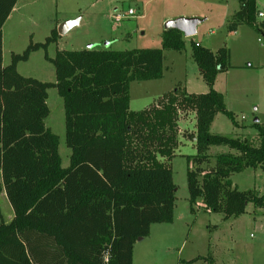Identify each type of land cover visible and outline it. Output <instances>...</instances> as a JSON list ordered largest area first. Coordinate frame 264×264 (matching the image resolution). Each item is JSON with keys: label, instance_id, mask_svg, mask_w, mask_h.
Listing matches in <instances>:
<instances>
[{"label": "trees", "instance_id": "trees-1", "mask_svg": "<svg viewBox=\"0 0 264 264\" xmlns=\"http://www.w3.org/2000/svg\"><path fill=\"white\" fill-rule=\"evenodd\" d=\"M17 1L0 0V192L13 211L9 223L0 222V264H132L134 244L149 235L151 225L173 221L175 185L156 155L173 156L178 147L179 109L195 112L196 155L186 157L190 206L201 199L205 211L224 219L245 214L248 204L264 208V194L239 191L230 181L234 173L264 165V129L258 121L252 125L258 145L210 133L217 114L238 127L222 94L213 89L216 77L231 69L225 47L213 52L191 42L207 93L175 90L161 106L130 112L129 84L162 78V50L185 48L180 32L164 30L161 49L45 56L55 74L53 83H45L21 76L16 67L32 52L55 44L56 29L2 65L1 29ZM237 2L227 30L247 25L263 34L256 0ZM50 88L62 99L67 168L61 167L57 136L44 124ZM211 146L233 153L211 158Z\"/></svg>", "mask_w": 264, "mask_h": 264}, {"label": "rangeland", "instance_id": "rangeland-1", "mask_svg": "<svg viewBox=\"0 0 264 264\" xmlns=\"http://www.w3.org/2000/svg\"><path fill=\"white\" fill-rule=\"evenodd\" d=\"M256 4L264 12V0H256ZM237 7V0H18L1 29L2 65L8 66L11 55L21 54L30 43H43L56 29L55 44L49 45L46 51L32 52L26 62L16 67L23 77L53 83L54 68L45 56L53 59L56 52L84 49H161L162 30L167 22L197 18L202 23L194 36L183 38L184 50H162L161 79L129 84V111L161 106L175 90L207 93L208 87L191 56V42L213 52L225 47L233 68L216 77L213 89L222 94L226 109L232 113L238 127L224 115L217 114L210 133L258 145V133L252 125L258 119L264 129V33L247 25L229 32L228 15ZM129 10L133 11L132 16L128 15ZM116 15L123 18L116 21ZM261 20L257 17V22ZM69 21L76 23L59 34V26ZM46 104L49 115L44 124L57 136L61 167L67 168L70 150L65 144L62 99L55 88L47 90ZM194 115L190 108L179 109L178 147L173 156L156 155L157 163L170 169L175 185L173 221L156 224L146 238L135 242L133 264H186L196 258L200 260L193 264H246V254H259L264 246V208L248 204L245 214L224 219L221 213L205 211L201 199L190 206L186 157L196 155L192 139L196 132ZM227 153L233 151L224 146H211L207 150L211 158ZM213 162L211 159L210 166ZM258 168L260 170L245 169L232 174V186L239 191L255 190L262 194L264 165ZM11 214L5 194L0 193V222L9 223Z\"/></svg>", "mask_w": 264, "mask_h": 264}, {"label": "water", "instance_id": "water-1", "mask_svg": "<svg viewBox=\"0 0 264 264\" xmlns=\"http://www.w3.org/2000/svg\"><path fill=\"white\" fill-rule=\"evenodd\" d=\"M76 23V21H69L65 22L58 28L59 34H64L66 32V29H69L71 26H73ZM202 23V20L197 18H191V19H179L176 21L167 22L164 25V30H176L180 32L183 37L189 38L196 34V29L199 24ZM257 120H254V123H256ZM141 239H138L140 241Z\"/></svg>", "mask_w": 264, "mask_h": 264}, {"label": "crops", "instance_id": "crops-1", "mask_svg": "<svg viewBox=\"0 0 264 264\" xmlns=\"http://www.w3.org/2000/svg\"><path fill=\"white\" fill-rule=\"evenodd\" d=\"M239 7V6H238ZM238 7H237V9L235 10V11H232L231 12V14L230 15H228V16H230V18L232 17V15L238 10ZM256 8H257V15H258V13H263L264 14V12H263V10H260V9H258V6H257V4H256ZM234 10V9H233ZM258 17V16H257ZM164 31V29L162 30V32ZM184 38V37H183ZM184 40V39H183ZM198 44V43H197ZM212 51V50H211ZM231 68H233L232 66H231ZM225 73H227V72H225ZM185 91V90H184ZM186 92V91H185ZM187 93V92H186ZM188 94H190V93H188ZM194 117H195V115H194ZM216 117V116H215ZM215 117H214V119H215ZM214 119H213V122H214ZM257 121H258V119H256ZM212 122V123H213ZM212 123H211V125H212ZM211 127V126H210ZM255 170H260L259 168H257V169H255ZM0 177H1V175H0ZM263 183V182H262ZM253 191H255V190H253ZM262 194H264V183H263V186H262ZM0 193H4L5 194V192L2 190ZM255 193H257L256 191H255ZM258 195H259V193H257ZM262 194H260L259 196H261ZM5 197H6V194H5ZM6 199H7V197H6ZM8 200V199H7ZM9 202V201H8ZM10 204V203H9ZM10 207H11V205H10ZM259 209H262V208H259ZM11 217H9L10 218V221L13 219V211H12V208H11ZM156 224H153V225H151V227H153V226H155ZM151 227H150V230H151ZM246 264H264V246H262V248H261V251L259 252V254H256L255 252H252V253H250V252H248L247 254H246V262H245ZM132 264H133V258H132ZM239 264H243V263H239Z\"/></svg>", "mask_w": 264, "mask_h": 264}, {"label": "built area", "instance_id": "built-area-1", "mask_svg": "<svg viewBox=\"0 0 264 264\" xmlns=\"http://www.w3.org/2000/svg\"><path fill=\"white\" fill-rule=\"evenodd\" d=\"M128 15H129V16H132V15H133V11H132V10H129V11H128ZM257 16H258L259 18H261V19L264 20V14H263V13H258ZM122 18H123V17L120 16V15H116V16H115V20H116V21H120Z\"/></svg>", "mask_w": 264, "mask_h": 264}]
</instances>
